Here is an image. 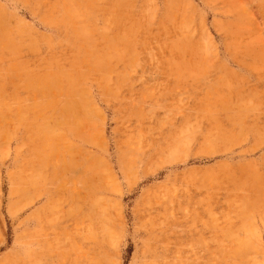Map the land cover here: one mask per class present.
I'll return each mask as SVG.
<instances>
[{
  "label": "rangeland",
  "instance_id": "rangeland-1",
  "mask_svg": "<svg viewBox=\"0 0 264 264\" xmlns=\"http://www.w3.org/2000/svg\"><path fill=\"white\" fill-rule=\"evenodd\" d=\"M0 264H264V0H0Z\"/></svg>",
  "mask_w": 264,
  "mask_h": 264
}]
</instances>
